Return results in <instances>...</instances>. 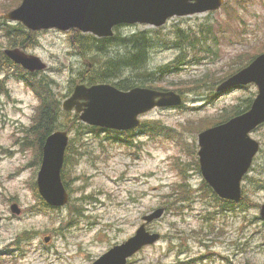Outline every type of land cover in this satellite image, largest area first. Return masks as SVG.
<instances>
[{
	"label": "rangeland",
	"instance_id": "obj_1",
	"mask_svg": "<svg viewBox=\"0 0 264 264\" xmlns=\"http://www.w3.org/2000/svg\"><path fill=\"white\" fill-rule=\"evenodd\" d=\"M12 1L0 0V51L19 48L39 57L47 69L38 76L64 111L63 103L80 84L78 80L96 68L87 64L76 43L77 35L83 33L40 31L35 32L32 46L12 47L3 33V28L16 25L4 20L14 7L10 8ZM127 27L132 26L120 30L123 36L156 29ZM178 29L186 33L189 42L208 38L203 45L185 42L180 49L172 44ZM152 35L155 46L147 54L149 70L170 65L179 55L177 60L185 61L180 67L172 65L177 70L154 87L180 94L183 104L142 115V123L156 122L159 127L133 130L129 140L134 144L122 133L109 134L99 128L83 136V149L81 137L72 132V149L79 146L88 153L75 155L67 164L69 201L62 208L44 207L36 191L38 152L34 136L27 131L41 105L38 90L29 86L24 72L0 67V264H92L133 237L144 224L143 218L159 208H164L165 214L147 224L146 230L160 235V240L129 264H264V222L260 216L264 205V124L251 133L260 150L242 183L250 205L222 210L215 207L211 194L204 200L207 189L198 157V135L204 127L224 111L243 108L245 99L257 95L254 84L224 93L217 88L228 79L223 78L235 61L264 53V0H225L215 12L173 18L159 28L157 36ZM208 48L215 54L208 53ZM207 73L223 80L193 89L192 83ZM28 143L31 146L24 148ZM14 203L22 215L12 213ZM47 237L50 241L46 243Z\"/></svg>",
	"mask_w": 264,
	"mask_h": 264
},
{
	"label": "water",
	"instance_id": "obj_2",
	"mask_svg": "<svg viewBox=\"0 0 264 264\" xmlns=\"http://www.w3.org/2000/svg\"><path fill=\"white\" fill-rule=\"evenodd\" d=\"M225 0H22L4 19L19 22L30 31L57 29L79 30L96 37H110L119 25L163 27L170 19L219 10ZM5 54L28 72L43 71L47 65L34 55L19 48L7 49ZM254 84L257 87L251 108L228 121L203 130L198 135L199 166L207 184L222 199L239 202L242 181L248 174L260 150L251 133L264 124V53L218 87L220 93ZM183 98L174 91L135 87L123 91L110 84L86 86L78 84L63 103L66 112L79 114L81 122L103 129L129 131L141 126L140 116L156 108L182 105ZM69 143L66 131L49 135L42 150V163L37 177L39 194L51 207H63L69 195L61 172ZM13 214L21 215L17 203L11 205ZM165 209L146 215L144 224L126 242L104 253L93 264H128V260L143 247L153 245L160 235H151L146 224L161 218ZM264 221V205L260 209ZM2 217L0 215V224ZM46 242L50 239L47 237Z\"/></svg>",
	"mask_w": 264,
	"mask_h": 264
},
{
	"label": "trees",
	"instance_id": "obj_3",
	"mask_svg": "<svg viewBox=\"0 0 264 264\" xmlns=\"http://www.w3.org/2000/svg\"><path fill=\"white\" fill-rule=\"evenodd\" d=\"M22 0H13L12 9L18 7ZM11 9V10H12ZM3 21V20H0ZM210 29V27H208ZM121 27H115L114 35L109 38L98 39L92 35H83L78 34L76 37V43L80 47V53L83 58L86 60L88 65H92L96 67L93 70H89L88 76L81 78L78 80L79 83H83L86 85H93L98 83H112L114 86L120 90L128 91L135 87H148L157 89L154 87L155 84H159L166 77V74L173 73L176 71V68H172L171 66L180 67L185 62L184 60H177L182 55H179L170 65L160 66L158 68L149 70L148 69V52L152 47L155 46L154 37L152 33H155V36L159 34V28L155 30H147V31H136L135 33H131L129 35L123 36L120 33ZM3 33L5 37L9 41V45L12 47H20L25 49L29 46H32L33 36L36 34L35 32L28 31L22 24H16L9 26L7 28H3ZM177 39L172 44H175L177 48L182 49L183 47L180 44H183L188 41V36L182 29H178L175 31ZM211 34V33H210ZM204 40L200 38H196L193 42H189L194 46L198 44H204L208 37H203ZM75 39V38H74ZM208 53H213L211 49H207ZM87 54H92L94 56H88ZM254 57L240 58L238 61H235L232 65L231 72L224 77L228 78L232 74L238 72L242 68L246 67L249 63L254 60ZM90 58V59H87ZM94 61H96V65H93ZM0 67L2 69H9L10 67H14L17 71H22L26 74L27 81L30 83L29 86L33 89H37L41 100V105L36 114V119L34 120L33 126L30 130L27 131V134L34 136V145L37 148L38 152V160L37 166H40L42 162V149L46 142V139L49 135L57 130H65L68 131L69 134L72 132H77L78 136L81 137L79 140L80 146L84 149V140L83 136L87 135L90 131H100L99 128L90 127L81 122L79 115L71 112H64L61 109V102L55 97L53 93H51V89H49L48 84H44L43 79H41L38 75L39 73H29L25 71L23 68L15 65L3 52L0 51ZM83 75V73H82ZM126 78H123L125 77ZM80 79V78H79ZM223 79H218L212 76V73H207L200 81L195 80L191 86L193 89L200 88L203 85L208 84H217L221 82ZM2 82H0L1 85ZM158 90H161L159 88ZM244 107L235 106L231 110L224 111L220 114L219 117L214 118L215 122L204 127L205 129L210 128L212 126L224 123L231 119L234 116L242 114L250 109L251 104L253 102L252 98L245 99L243 101ZM65 118V122H61V119ZM152 125H159L156 122L146 121L142 124V127L155 129ZM109 134H123L126 136L127 141L133 143L129 140L131 137L130 133L132 131H124L119 132L115 130H107ZM134 144V143H133ZM72 142H69L67 147V151L65 154L64 167L62 169V180L65 187L68 188V185L65 184V175H68V163L71 160L75 159V155L84 156L88 152L81 151V148L77 146L76 149H72ZM31 146L30 143L23 144L24 148H29ZM71 159V160H70ZM72 165V163H70ZM198 165V163H197ZM77 166V165H75ZM68 169V170H66ZM71 170V169H70ZM200 171V170H199ZM248 178L247 175L244 179ZM203 187L207 189L206 196L204 200L208 198L211 194L214 199V205L217 208L222 210L230 209L235 210L237 206L241 207L246 205H250L248 199L246 198V191L242 187V199L235 203L226 200L220 199L211 189V187L203 181ZM37 187V186H36ZM183 189V195H186V187L181 186ZM38 193V190L36 188ZM209 191V192H208ZM214 193V194H213ZM39 195V194H38ZM210 200V199H208ZM212 203V202H210ZM41 204L48 209L51 208L45 201L41 199Z\"/></svg>",
	"mask_w": 264,
	"mask_h": 264
},
{
	"label": "flooded vegetation",
	"instance_id": "obj_4",
	"mask_svg": "<svg viewBox=\"0 0 264 264\" xmlns=\"http://www.w3.org/2000/svg\"><path fill=\"white\" fill-rule=\"evenodd\" d=\"M130 28H133V27H130Z\"/></svg>",
	"mask_w": 264,
	"mask_h": 264
}]
</instances>
